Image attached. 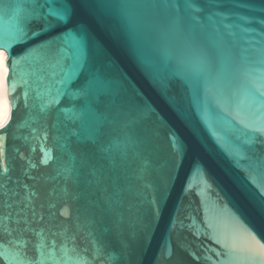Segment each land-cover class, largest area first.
<instances>
[{"label":"water","instance_id":"95a60500","mask_svg":"<svg viewBox=\"0 0 264 264\" xmlns=\"http://www.w3.org/2000/svg\"><path fill=\"white\" fill-rule=\"evenodd\" d=\"M63 6L48 27L34 0H0V264H259L264 0ZM57 38L66 58L41 47ZM93 77L95 144L74 118Z\"/></svg>","mask_w":264,"mask_h":264},{"label":"snow or ice","instance_id":"6c2138e0","mask_svg":"<svg viewBox=\"0 0 264 264\" xmlns=\"http://www.w3.org/2000/svg\"><path fill=\"white\" fill-rule=\"evenodd\" d=\"M115 2H117V0H115ZM34 3L38 4L41 10L47 8L46 16L42 15L40 16V19H42L48 27L53 26L52 19L50 18H54L57 24L68 18V10L66 7L63 6V0H34ZM57 4H60L61 7L60 8L56 7ZM225 27H229V26L226 25ZM32 35L37 36L39 35V32H33ZM21 36L25 37L27 36V33H24L21 30ZM53 44H59L58 51L66 58L67 51L64 48V42L59 38H57L56 41H48L45 44H42L41 47H51ZM28 55H31V52H29ZM82 59H83V53H80L79 57L77 58L78 65L80 61H82ZM15 63H16L15 61H12L13 65ZM9 85L10 87L12 86V82L10 78H9ZM107 92H108V86L106 82L104 80L95 77H93L92 79H88L83 84L80 90V94L84 98V100L87 101L89 104L94 105V108H88L85 110V112L76 114L74 118L79 120L82 119L85 115H91L94 118L97 127L93 130H90L86 137V140L90 141L93 144L97 142V136L99 135L100 128L102 127V124H100V119L102 116L103 98L107 95ZM256 95L260 99H264V92H261L259 89L256 90ZM256 131H262V130L256 129ZM261 255L264 256V253H261ZM80 259L81 261H83V264H87L86 258L82 257ZM259 264H264V259H261L259 261Z\"/></svg>","mask_w":264,"mask_h":264},{"label":"bare ground","instance_id":"6f19581e","mask_svg":"<svg viewBox=\"0 0 264 264\" xmlns=\"http://www.w3.org/2000/svg\"><path fill=\"white\" fill-rule=\"evenodd\" d=\"M6 54L0 50V127L3 126L10 114V104L7 96L6 71L5 64Z\"/></svg>","mask_w":264,"mask_h":264}]
</instances>
